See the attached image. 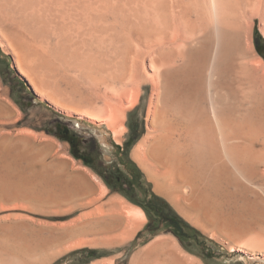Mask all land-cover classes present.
Returning <instances> with one entry per match:
<instances>
[{
    "label": "rangeland",
    "instance_id": "374dc122",
    "mask_svg": "<svg viewBox=\"0 0 264 264\" xmlns=\"http://www.w3.org/2000/svg\"><path fill=\"white\" fill-rule=\"evenodd\" d=\"M226 1L221 20L227 34L233 40L239 34L264 61L263 0ZM208 2L0 0V38L4 41L0 43V81L6 101L15 111L11 118L3 119L6 122L0 129V175H10L15 181L27 178L32 187L26 195L0 192V264H125L134 252L149 249L164 236H173L180 249L201 264H264L263 252L238 249L226 234L211 235L190 221L186 210H181L185 205L177 206L171 195L158 192L133 155L147 133V108L154 91L149 82L125 84L131 57L135 50L141 54L149 51L151 44L147 42L157 37L159 40L156 31L166 12L177 10L198 23L197 16L203 15L206 7L203 16L212 20ZM198 4L202 7L200 14ZM199 33L196 30L195 35ZM147 37L153 39L146 41ZM257 37L260 51L255 47ZM181 61L176 64L181 65ZM146 66L145 72L151 74L148 58ZM6 101L4 104H8ZM114 109L123 120L120 140L109 124L115 117ZM4 111L8 113L9 109ZM62 128L74 133L76 143L88 145L86 153L95 160V168L72 155L70 143L56 133ZM261 166L264 169V163ZM71 169L82 170L92 179L91 186L80 191L85 201L79 200L76 187L66 191L62 182L54 180ZM254 179L264 188V177L258 174ZM253 191L250 186L226 184L215 189L211 197L219 201L218 206L228 216L241 213V222L260 233L264 232V218L258 212L252 216L250 206L264 212V189ZM153 195L190 226H183V235L176 236L173 227L160 217L149 220L142 205ZM125 205L140 207L145 217L136 224V230L130 229L131 233H124L119 240L121 228L128 224L124 222L119 228L118 222L114 223L117 217L109 216L121 213Z\"/></svg>",
    "mask_w": 264,
    "mask_h": 264
},
{
    "label": "bare ground",
    "instance_id": "6f19581e",
    "mask_svg": "<svg viewBox=\"0 0 264 264\" xmlns=\"http://www.w3.org/2000/svg\"><path fill=\"white\" fill-rule=\"evenodd\" d=\"M208 1L212 20L203 16L206 15V7L203 15H198L202 8L198 4V23L190 16L181 15L176 8L177 12H166L164 15L161 11L163 17L159 21V31H156L159 32V40L158 37L155 40L147 37L146 41L150 39L153 42H147V45L151 44L148 45L149 51L142 50L141 54L135 50L131 57L129 79L125 84L134 86L149 82L154 91L147 108V133L133 155L154 181L155 189L171 195L177 206L181 207L183 203L185 208L181 210H186L192 221L201 225L199 227L210 228L209 232L214 236L224 232L226 237L235 241L233 246L238 249L264 253V232H252L253 228L248 223L241 222V213L231 218L218 206L219 201L211 197L215 196V189L226 184L250 186L252 191L264 189L254 179L258 174L264 177V169L261 168V163H264V61L239 34L235 40L227 34L221 20L228 6L227 1ZM196 30L200 31L198 35H195ZM0 43L4 44L1 38ZM126 46L128 51L129 45ZM140 56L141 59L138 58ZM146 57L151 74L145 72ZM180 59L182 64H176ZM17 64L22 70L21 64ZM139 71L142 72L140 77ZM117 96L120 101V94ZM130 99L134 102L132 97ZM114 110L115 117L109 124L115 138L120 140L124 132L123 120L117 117L118 111ZM10 150L7 149L8 152ZM83 178L79 171L70 179L56 176L54 180L62 182L66 191L68 187H76L74 191L80 195V191L86 188ZM29 183L27 178L15 181L10 175H0V192L15 191L26 195L32 188ZM240 208L242 211L243 206ZM250 209L254 213L252 216L255 217L258 212L259 217L264 218L263 211L259 212L252 205ZM120 210L121 213L109 216L111 219L117 217L114 223L118 222L119 228L124 222L128 224L127 228H121L118 239L124 238L127 232L131 233L130 229H135L140 219L145 217L138 206L125 205ZM150 245L147 250L134 252L125 264H201L197 258L183 252L173 236L159 237Z\"/></svg>",
    "mask_w": 264,
    "mask_h": 264
},
{
    "label": "trees",
    "instance_id": "16d2710c",
    "mask_svg": "<svg viewBox=\"0 0 264 264\" xmlns=\"http://www.w3.org/2000/svg\"><path fill=\"white\" fill-rule=\"evenodd\" d=\"M258 38L259 37L255 39V47L258 51H260ZM60 138L62 139V137ZM70 146H71L72 155L76 159H80L83 161L85 165L95 168V160L94 159L92 160L91 159L92 156L86 153V151L89 150L88 145H85L84 142L76 143V139H75V141H72L70 143ZM116 178L117 181L120 180L119 177ZM142 208L148 215L150 221L153 220L155 217H160L164 219L166 222H168V224H170L173 227L172 232L178 237L184 234L183 231L184 225L190 228V226L186 224L176 213H174L166 203L158 200V198L154 195L147 200V203L145 205H142Z\"/></svg>",
    "mask_w": 264,
    "mask_h": 264
},
{
    "label": "crops",
    "instance_id": "0c3cea01",
    "mask_svg": "<svg viewBox=\"0 0 264 264\" xmlns=\"http://www.w3.org/2000/svg\"><path fill=\"white\" fill-rule=\"evenodd\" d=\"M7 93H6V91H5V88H4V86H3V84L1 83V81H0V129H1V127H3V126H1L2 124H4L6 121H4L3 119L6 117V118H11V113L12 114H14V109H13V107H12V105H11V103L8 101H6V97H7V95H6ZM8 103V104H4V102L5 101ZM10 104V105H9ZM3 106H5V108H7V109H9V111H8V113H6L5 111H4V109L5 108H3ZM72 170V171H71ZM71 170H67V172L65 173V178H68V179H70V177L72 176L73 177V175L75 176V173L77 174L80 170L79 169H71ZM81 173H82V175L85 177V178H87V179H85V178H83L82 180L84 181V183H85V185H86V188L88 187V186H91V184H92V179H91V177L89 176V175H87V173L86 172H84V171H80ZM70 176H69V175ZM85 179V180H84ZM82 195H85L84 193H81ZM79 194H77V196H78ZM82 197V196H81ZM84 199H86L84 196L82 197V198H80V195H79V200L80 201H85ZM191 218H192V216H191ZM194 220V219H193ZM191 221H192V219H191ZM194 224H196L197 226H201V225H198L197 223H195L194 221H192ZM202 229H204L205 231H206V229H208L207 231L209 232V229L210 228H203L202 227ZM222 233H224V232H222ZM225 234V233H224Z\"/></svg>",
    "mask_w": 264,
    "mask_h": 264
},
{
    "label": "flooded vegetation",
    "instance_id": "af4514ba",
    "mask_svg": "<svg viewBox=\"0 0 264 264\" xmlns=\"http://www.w3.org/2000/svg\"><path fill=\"white\" fill-rule=\"evenodd\" d=\"M56 133L62 137L63 140L71 143L72 141H75V135L74 133L67 128L57 129Z\"/></svg>",
    "mask_w": 264,
    "mask_h": 264
}]
</instances>
